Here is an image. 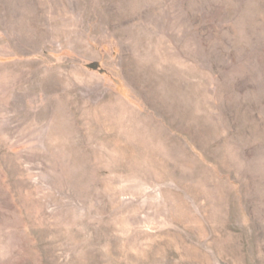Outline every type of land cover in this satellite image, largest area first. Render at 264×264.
<instances>
[{
    "label": "rangeland",
    "instance_id": "obj_1",
    "mask_svg": "<svg viewBox=\"0 0 264 264\" xmlns=\"http://www.w3.org/2000/svg\"><path fill=\"white\" fill-rule=\"evenodd\" d=\"M0 264H264V0H0Z\"/></svg>",
    "mask_w": 264,
    "mask_h": 264
}]
</instances>
